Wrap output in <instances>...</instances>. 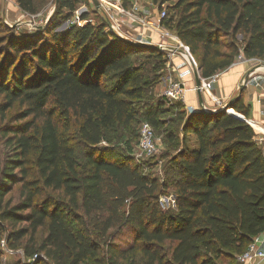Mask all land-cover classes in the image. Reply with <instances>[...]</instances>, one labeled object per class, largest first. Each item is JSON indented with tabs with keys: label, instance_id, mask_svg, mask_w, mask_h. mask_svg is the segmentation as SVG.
I'll return each mask as SVG.
<instances>
[{
	"label": "trees",
	"instance_id": "trees-1",
	"mask_svg": "<svg viewBox=\"0 0 264 264\" xmlns=\"http://www.w3.org/2000/svg\"><path fill=\"white\" fill-rule=\"evenodd\" d=\"M86 1L56 0L43 32L16 35L0 24L1 119L19 106L0 128V243L20 250L27 264H219L228 252L236 262L264 232L263 145L236 117L248 118L250 106L239 96L229 114L185 110L173 201L161 208L168 184L141 172L135 148L126 142L112 154L100 143L106 130L138 116L159 127L155 110L142 105L153 81L137 53L158 63L164 53L131 43L86 14L84 24L55 31L64 10L72 13ZM16 2L36 12L33 0ZM172 11L166 25L202 78L228 68L240 53L264 59V0H177ZM76 139L86 146L83 164ZM14 184L13 203L5 197Z\"/></svg>",
	"mask_w": 264,
	"mask_h": 264
},
{
	"label": "rangeland",
	"instance_id": "rangeland-1",
	"mask_svg": "<svg viewBox=\"0 0 264 264\" xmlns=\"http://www.w3.org/2000/svg\"><path fill=\"white\" fill-rule=\"evenodd\" d=\"M132 1L133 0H124L123 8L126 12L135 13L139 20L130 18L126 13L114 12V20L118 24L116 30L119 34H123L124 37H127V39L124 38L125 40L137 45L155 46L161 34H158L156 30L152 29V26L149 25L148 22H157L163 9H165L167 17H165L161 23L171 35L177 36L173 28H169L166 25L167 18L173 13L172 8L177 0H168L165 3H162L161 0H145L138 2L134 10ZM33 2L36 12L34 14H29L19 8L16 0H0V24L10 28L13 26L16 35L24 33L29 34L34 31L43 32L44 29L47 28L49 20L55 14L58 5L56 0H33ZM82 14H86V19L93 23L99 22L100 19L104 20L94 6L89 1H86V3L84 2L76 5V10L72 13H68L67 10H64L59 17L55 31L62 32L71 25L84 24L85 20H81ZM119 34L117 33V35L121 37L122 35L120 36ZM236 38L240 41L242 39V33H239ZM224 40L226 41L227 39ZM168 43H170L172 47H181L172 38L168 40ZM182 48L180 49L183 50ZM184 51L185 52H179V54L163 52L165 61L160 63L154 61L152 57H147L146 52L137 53L138 63L142 64L143 68L146 70L145 74L153 81V85L148 92V100L142 101V105L144 109L153 108L161 124L158 128H154L157 139V152L147 157H134V160L140 166V170L143 174L168 184L166 192H164L160 198L161 208H168L173 201L174 187L172 184L177 178L178 173V167L174 162L179 150L182 148V135L179 124L186 110L184 102L167 99L164 96V91L173 83L181 82V79H178L179 76L182 77L181 74L190 73L197 67L194 56L190 54L185 46ZM245 59L250 60L252 66L259 64L264 65V59L247 57ZM241 61L242 60H238L236 57L231 66ZM154 63H156V65H154ZM229 68L230 66L215 73L209 78H202L198 72L200 79L207 85V88H205L203 92L204 99L209 108L218 109V106L213 102L216 93L214 88L220 77L225 75ZM212 93L214 95H212ZM1 100L2 97H0V102ZM221 100L222 102L224 101L223 99ZM18 111L19 106L15 103L11 108L5 111L4 119H1L0 115V128L4 126V124L9 123ZM226 113L229 114V110H226ZM142 120L143 118L138 116L127 126L117 125L106 130V139L100 143V146H103L105 150H108V152L112 154H115L118 150H123L126 142H128L132 148H135V143L138 139V126ZM260 136H262L261 133ZM194 140L195 137L192 135L186 137V142L189 143V145H192ZM73 142L78 160L80 164H83L85 162L84 151L86 146L78 141V139ZM260 143L263 145L262 140H260ZM4 153L3 138L0 134V159L3 158ZM18 188V184L12 185V191L6 195L5 199L11 196L12 202H16L18 199ZM40 235L41 233L38 231L37 237L39 238ZM3 238L4 236L1 237V239ZM0 246V264H15L18 262L27 264L20 250H11L6 244L4 246L1 244ZM164 246L167 247L168 243L164 244ZM136 257H139L138 251L136 252ZM218 263L236 264L234 256L231 255L230 252L226 253Z\"/></svg>",
	"mask_w": 264,
	"mask_h": 264
},
{
	"label": "built area",
	"instance_id": "built-area-1",
	"mask_svg": "<svg viewBox=\"0 0 264 264\" xmlns=\"http://www.w3.org/2000/svg\"><path fill=\"white\" fill-rule=\"evenodd\" d=\"M94 8L99 12V14L103 17L104 21L106 22L108 29L116 33L112 27L113 24H115L118 27V24L114 20V12L119 13H126L128 16L132 19L139 20L135 13L126 12L123 8V1L124 0H88ZM145 1V0H133V10L137 7L138 2ZM166 16L165 9L162 10L159 19L157 22H148L149 25H151L152 29L156 30L158 34L160 35V39L156 42L155 46L162 52H172V53H178L179 52H185L184 46L182 42L179 40L177 36L171 35L167 29L164 27V25L161 23L162 20ZM117 34V33H116ZM175 40L181 47H172L170 43H168L169 39ZM183 47V48H182ZM182 48L183 50H181ZM238 60H243L244 56L242 53H240L237 56ZM197 67H195L192 71ZM202 81V80H201ZM202 87L204 90L207 88V85L204 81H202ZM195 91L198 90L195 86L193 88ZM186 92L184 83L181 82H175L173 83L169 88L165 89L164 96L167 99H174L184 102V94ZM213 102L218 106L217 108H222L225 104L222 102L221 99L214 96ZM209 107L204 104V102H201L198 106V110L207 109ZM196 108L192 106L186 105V113L190 114L192 113ZM212 110H216L212 109ZM261 140L263 142V151H264V130L261 131ZM157 139L155 136V132L150 125V123L144 121L141 122L139 126V138L138 143L134 150V157H143V156H151L157 152ZM162 204V203H161ZM2 246L5 245V241L1 240ZM34 258H37V256H34ZM33 258V259H34ZM264 262V232L257 234L256 236H253L249 243L247 244L246 248L241 252L240 254L236 255V264H263Z\"/></svg>",
	"mask_w": 264,
	"mask_h": 264
},
{
	"label": "crops",
	"instance_id": "crops-1",
	"mask_svg": "<svg viewBox=\"0 0 264 264\" xmlns=\"http://www.w3.org/2000/svg\"><path fill=\"white\" fill-rule=\"evenodd\" d=\"M245 58L246 57H244L241 62L230 66L227 73L220 77L214 88L216 93L215 95L212 93V95L219 99H223V103L226 104V101H230L237 97L240 86L244 82V77L249 74L248 80L242 87L243 89L239 96H241L245 105L250 106V112L248 118L240 114L241 117H239L252 126L256 133V139L260 142V133L264 130V65L259 64L252 66L250 60H246ZM181 75L182 77L179 76L178 79H181V83H184L186 89L184 104L198 108L200 103L204 102L207 106L203 90L201 92L202 99L200 101L197 90L195 91L193 89L196 86L194 72H187ZM209 109L215 108L210 107Z\"/></svg>",
	"mask_w": 264,
	"mask_h": 264
},
{
	"label": "water",
	"instance_id": "water-1",
	"mask_svg": "<svg viewBox=\"0 0 264 264\" xmlns=\"http://www.w3.org/2000/svg\"><path fill=\"white\" fill-rule=\"evenodd\" d=\"M13 27V26H12ZM124 39V38H123ZM131 43H133V42H131ZM151 47H155V48H157L156 46H151ZM198 72H199V70H198V67L194 70V75H195V78H196V87H197V92H198V95H199V100L201 101V99H202V96H201V92H202V89H203V87H202V81H201V79H200V76L198 75ZM248 76H249V74H248ZM248 76H245L244 77V83L240 86V90H239V94L237 95V97L236 98H233V99H231L230 101H228L222 108H218V109H216V110H212V109H209V108H207V109H203V110H198L197 108L192 112V113H195V112H206V113H209V112H217V111H221V110H223V111H226V110H228V109H230L231 107H230V104H231V102H233V101H235L238 97H239V95H240V93H241V91H242V87L244 86V84H245V82L248 80ZM192 113H190V114H192ZM236 117H239V116H236ZM240 118V117H239ZM242 119V118H241Z\"/></svg>",
	"mask_w": 264,
	"mask_h": 264
},
{
	"label": "bare ground",
	"instance_id": "bare-ground-1",
	"mask_svg": "<svg viewBox=\"0 0 264 264\" xmlns=\"http://www.w3.org/2000/svg\"><path fill=\"white\" fill-rule=\"evenodd\" d=\"M112 27H113L114 31H115L116 33H118V34H119V32H117V30H116V29H117V26H116L115 24H113V25H112ZM118 29H119V28H118ZM119 35H120V36L122 35L121 37H123V38L127 39V37H124V35H123V34H119ZM128 40H129V39H128Z\"/></svg>",
	"mask_w": 264,
	"mask_h": 264
}]
</instances>
